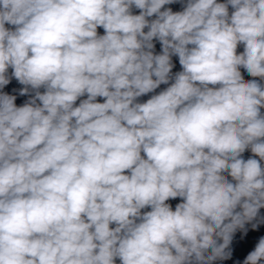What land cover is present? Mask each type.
<instances>
[{
  "label": "clouds",
  "instance_id": "9594fccd",
  "mask_svg": "<svg viewBox=\"0 0 264 264\" xmlns=\"http://www.w3.org/2000/svg\"><path fill=\"white\" fill-rule=\"evenodd\" d=\"M262 210L264 0H0V264H264Z\"/></svg>",
  "mask_w": 264,
  "mask_h": 264
}]
</instances>
